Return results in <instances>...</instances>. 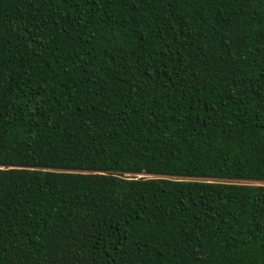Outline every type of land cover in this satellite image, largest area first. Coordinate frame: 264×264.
<instances>
[{
  "label": "trees",
  "instance_id": "trees-1",
  "mask_svg": "<svg viewBox=\"0 0 264 264\" xmlns=\"http://www.w3.org/2000/svg\"><path fill=\"white\" fill-rule=\"evenodd\" d=\"M0 264H264V0H0Z\"/></svg>",
  "mask_w": 264,
  "mask_h": 264
},
{
  "label": "rangeland",
  "instance_id": "rangeland-1",
  "mask_svg": "<svg viewBox=\"0 0 264 264\" xmlns=\"http://www.w3.org/2000/svg\"><path fill=\"white\" fill-rule=\"evenodd\" d=\"M131 176L139 177V176H145V175L139 174V175H131ZM239 183H243V184H254V182H243V181H240Z\"/></svg>",
  "mask_w": 264,
  "mask_h": 264
}]
</instances>
